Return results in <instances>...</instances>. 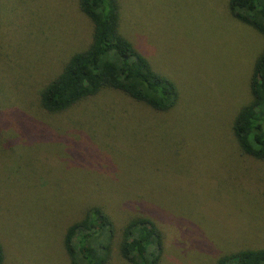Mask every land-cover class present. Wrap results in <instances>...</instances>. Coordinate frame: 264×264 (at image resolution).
Masks as SVG:
<instances>
[{
    "label": "rangeland",
    "instance_id": "374dc122",
    "mask_svg": "<svg viewBox=\"0 0 264 264\" xmlns=\"http://www.w3.org/2000/svg\"><path fill=\"white\" fill-rule=\"evenodd\" d=\"M228 0H118L119 33L174 83L155 112L103 90L59 114L38 93L91 24L77 0H0L1 264H68L65 229L97 206L114 227L140 215L160 231L159 264H213L264 248V161L231 133L249 100L263 38L230 17Z\"/></svg>",
    "mask_w": 264,
    "mask_h": 264
},
{
    "label": "trees",
    "instance_id": "16d2710c",
    "mask_svg": "<svg viewBox=\"0 0 264 264\" xmlns=\"http://www.w3.org/2000/svg\"><path fill=\"white\" fill-rule=\"evenodd\" d=\"M78 11L91 24L88 46L72 54L59 73L38 93L46 114H59L103 90L122 93L155 112H166L177 102L173 82L152 70L146 59L119 33L118 0H77ZM228 14L264 41V0H228ZM249 100L233 117L231 133L240 155L264 161V43L252 64ZM114 227L97 206L64 231L62 246L68 264H106ZM118 253L127 264H159L163 245L160 231L137 215L121 228ZM3 255L0 247V264ZM213 264H264V248L219 256Z\"/></svg>",
    "mask_w": 264,
    "mask_h": 264
}]
</instances>
